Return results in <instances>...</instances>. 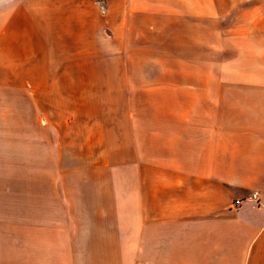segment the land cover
I'll list each match as a JSON object with an SVG mask.
<instances>
[{
    "label": "crops",
    "instance_id": "crops-1",
    "mask_svg": "<svg viewBox=\"0 0 264 264\" xmlns=\"http://www.w3.org/2000/svg\"><path fill=\"white\" fill-rule=\"evenodd\" d=\"M0 264H264V0H0Z\"/></svg>",
    "mask_w": 264,
    "mask_h": 264
},
{
    "label": "built area",
    "instance_id": "built-area-1",
    "mask_svg": "<svg viewBox=\"0 0 264 264\" xmlns=\"http://www.w3.org/2000/svg\"><path fill=\"white\" fill-rule=\"evenodd\" d=\"M252 199L257 200L258 199V193H254L252 196ZM239 203H240V201H237V204H239Z\"/></svg>",
    "mask_w": 264,
    "mask_h": 264
}]
</instances>
